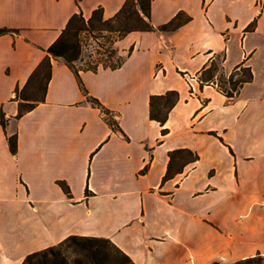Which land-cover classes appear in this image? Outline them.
I'll return each mask as SVG.
<instances>
[{
  "label": "crops",
  "instance_id": "0c3cea01",
  "mask_svg": "<svg viewBox=\"0 0 264 264\" xmlns=\"http://www.w3.org/2000/svg\"><path fill=\"white\" fill-rule=\"evenodd\" d=\"M124 2L0 0V27L17 29L0 35V264L69 235L107 238L134 264L264 255V0H151L153 27L178 24L126 33L121 65L79 70L80 82L51 58L41 98L16 116V91L71 16L109 19ZM211 63L217 77L243 66L252 78L228 98L216 76L200 86ZM170 90L178 100L161 136L149 99ZM181 148L198 159L162 181Z\"/></svg>",
  "mask_w": 264,
  "mask_h": 264
},
{
  "label": "trees",
  "instance_id": "16d2710c",
  "mask_svg": "<svg viewBox=\"0 0 264 264\" xmlns=\"http://www.w3.org/2000/svg\"><path fill=\"white\" fill-rule=\"evenodd\" d=\"M151 0H125L120 10L111 18L103 19L101 10H94L91 16L85 20L81 15L74 14L69 19L66 27L62 30L60 35L46 48V55L42 61L38 64L36 69L29 77L27 83L21 90L16 91V99H19L17 115L20 116L24 112L31 109L34 105L33 99L22 97L21 93L34 81L39 80L44 90L46 82L50 76V59H62V61L73 71L77 79L79 80L78 71L71 65V60L75 58L74 47L71 43L66 41L65 34L72 22L77 19L88 24L94 20H103L107 23H115L113 30L119 33L123 32L120 36L123 37L130 31H151V30H166L175 27L178 22H174V19L166 24L160 25L155 28L149 22ZM17 33V29H11L7 27H0V35ZM119 38V39H120ZM123 59L112 66H103L109 68H116L121 65ZM238 68V69H237ZM97 68H88L85 70L95 71ZM218 67L215 63H211L209 67L202 70L200 75V86L204 83H215L213 78L217 77ZM236 76V77H235ZM252 73L248 67H236L229 76L226 82L229 87L224 88L222 83H225L223 76L217 80V86L228 98H232L243 83L250 81ZM80 82V80H79ZM43 94V92H42ZM178 96L176 91L170 90L162 95H152L149 99V117L159 123L162 126L161 136L167 133V128L163 127L167 119L169 110L177 102ZM88 101L95 107L99 108L103 113L109 114V111L105 109L97 99L89 97ZM30 105L27 108H23L24 104ZM109 126L113 130L120 131L117 123L114 119L109 117L107 119ZM0 124L4 128L6 121L0 113ZM7 143L9 150L12 153L16 151V135H7ZM168 164L166 172L162 178V181L173 177L175 174L181 173L184 166L188 163L195 162L198 159V155L190 149L181 148L172 150L168 153ZM59 185L64 192L69 195V189L63 182H59ZM260 255L256 254L251 257L237 260L231 264H258L257 259ZM21 264H134L132 260L122 252L117 246H115L109 239L104 237L95 236H78L69 235L62 241L53 246H49L39 251L32 252L25 256ZM211 264H221L218 262H212Z\"/></svg>",
  "mask_w": 264,
  "mask_h": 264
},
{
  "label": "rangeland",
  "instance_id": "374dc122",
  "mask_svg": "<svg viewBox=\"0 0 264 264\" xmlns=\"http://www.w3.org/2000/svg\"><path fill=\"white\" fill-rule=\"evenodd\" d=\"M114 25L115 23H107L103 20H94L90 24L77 19L72 22L67 29L65 39L74 47L75 58L71 60V65L76 70L112 66L124 58V54L116 47V41L123 32L114 31ZM219 78L220 76L217 80ZM223 78L225 83H222V86L228 88L227 78ZM42 92V84L36 79L21 93V96L39 99ZM28 103L24 104L22 109L27 108L31 102ZM257 263L264 264V255L258 257Z\"/></svg>",
  "mask_w": 264,
  "mask_h": 264
},
{
  "label": "built area",
  "instance_id": "2783aa9c",
  "mask_svg": "<svg viewBox=\"0 0 264 264\" xmlns=\"http://www.w3.org/2000/svg\"><path fill=\"white\" fill-rule=\"evenodd\" d=\"M190 86H192V85L190 84Z\"/></svg>",
  "mask_w": 264,
  "mask_h": 264
}]
</instances>
